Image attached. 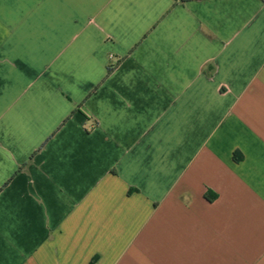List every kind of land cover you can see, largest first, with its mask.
I'll use <instances>...</instances> for the list:
<instances>
[{"label": "crops", "instance_id": "obj_1", "mask_svg": "<svg viewBox=\"0 0 264 264\" xmlns=\"http://www.w3.org/2000/svg\"><path fill=\"white\" fill-rule=\"evenodd\" d=\"M0 264H264V0H0Z\"/></svg>", "mask_w": 264, "mask_h": 264}, {"label": "trees", "instance_id": "obj_2", "mask_svg": "<svg viewBox=\"0 0 264 264\" xmlns=\"http://www.w3.org/2000/svg\"><path fill=\"white\" fill-rule=\"evenodd\" d=\"M112 71H113V69H112V68H109V69H108V75H109Z\"/></svg>", "mask_w": 264, "mask_h": 264}]
</instances>
